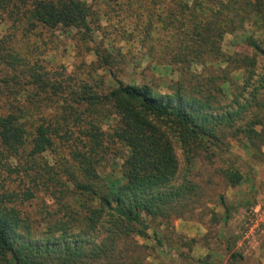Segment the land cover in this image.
<instances>
[{
  "label": "trees",
  "instance_id": "trees-1",
  "mask_svg": "<svg viewBox=\"0 0 264 264\" xmlns=\"http://www.w3.org/2000/svg\"><path fill=\"white\" fill-rule=\"evenodd\" d=\"M125 6L135 10L129 34L151 60L182 64L181 75L190 73L193 83L171 80L160 91L115 77L116 86L100 93L87 79L55 77L43 61L9 51L0 37V57L14 71L0 78L6 83L0 154L9 175L20 179L16 186L0 184V264H147L149 247L138 238L149 239L151 228L157 246L165 244L150 221L169 229L183 218L210 229L195 216L197 158L211 159L228 140L242 138L255 158L264 156V47L247 37L251 54L222 48L229 33L251 25L264 31V0H0V26L12 22L10 41L24 21L25 35L41 26L89 38L93 24L101 28L110 11ZM194 64L203 67L204 80ZM237 68L243 69L239 84L231 75ZM111 156L119 159L118 170L103 175L99 169ZM220 171L230 187L244 179L233 163ZM42 189L61 207L38 221L21 205ZM211 213L218 223L229 216ZM177 239L190 247L196 242ZM239 257L230 253L232 261Z\"/></svg>",
  "mask_w": 264,
  "mask_h": 264
},
{
  "label": "rangeland",
  "instance_id": "rangeland-1",
  "mask_svg": "<svg viewBox=\"0 0 264 264\" xmlns=\"http://www.w3.org/2000/svg\"><path fill=\"white\" fill-rule=\"evenodd\" d=\"M103 9L105 8L103 7ZM134 13L135 10L128 9L127 6H125V10L122 8L119 11H110L109 16L101 20V28L97 27L96 23L93 24L95 30L92 32V37L89 38H85L83 32L76 29H47L41 26L36 31L25 35L24 25L27 24L25 21L19 22L20 31L12 41H10L13 31L12 22L5 21L0 26V37L4 36V39L8 40L5 44L9 51L17 49L24 56L29 55L31 59L34 58L40 63L43 61L50 71L54 72L55 77L60 79L70 75L73 81L87 79L95 83V88L100 93H107L116 86L115 77L122 79L125 83L148 82L160 91H166V84L171 80L177 81L181 78L186 85L190 81L193 83L190 73L181 75L182 64L176 61H157L156 58L152 61L147 55L144 43L138 38H132L129 33L132 29L130 23L135 19ZM247 37L258 39L259 41H257L264 47V31L258 26L251 25L245 30L227 34L222 43L224 52L232 54L237 51L251 54L252 49L247 44ZM98 48L99 55L95 52V49ZM0 55H2L1 52ZM4 55H8L7 50L4 51ZM4 61V58L0 57V78L9 77L14 73L13 69ZM259 64L262 67L264 61H259ZM210 65L207 64L208 67ZM210 69L213 72V68ZM192 71L200 75L202 79L203 75H206L201 65L194 64ZM231 75L236 83H242L243 69L237 68ZM197 80L194 78V83ZM5 85L6 83L0 79L2 94L6 92ZM2 94L0 98L3 100ZM112 120L115 118L112 117ZM104 127L107 129L108 124ZM0 149L2 148L0 147ZM176 151L181 167L184 168L182 150L178 147ZM216 153L218 154L212 156L211 159L206 156L197 158L194 168V178L199 183L201 190L199 202L201 208L196 210L195 216L210 225L206 240L218 252L207 264H264V232L251 245L240 244L241 237L239 235L246 210L251 205L264 201V156L255 158L253 150L243 138L228 140L226 146ZM114 156H111L103 168L99 169L101 174L105 175L118 170L119 159ZM51 157L49 155L53 165L54 160ZM5 162L6 160L0 154V184L16 186L20 179L16 175H9L3 166ZM228 163L235 164L244 175L243 181L236 187H230L220 171L222 167L228 166ZM54 189L56 188L54 187ZM59 201L42 189L36 192L34 199L21 205V208L30 213L33 219L41 221L48 211L57 212L60 210ZM226 210L229 213L226 220H219V223L213 220L211 211L222 216ZM150 222L158 228L161 226L160 222ZM39 228L41 229V227ZM148 231L151 237L149 239L138 238V241L140 244L148 245L147 251L150 256L155 253L158 255V251L156 252L158 246L152 239L154 231L151 228ZM220 234H224L222 237L225 239L220 238ZM171 235L175 238L178 236L173 233ZM227 246L231 248L228 249ZM232 252L241 253L243 258L239 257L232 261L230 259Z\"/></svg>",
  "mask_w": 264,
  "mask_h": 264
},
{
  "label": "crops",
  "instance_id": "crops-1",
  "mask_svg": "<svg viewBox=\"0 0 264 264\" xmlns=\"http://www.w3.org/2000/svg\"><path fill=\"white\" fill-rule=\"evenodd\" d=\"M158 229L165 244L164 247H157L158 255L155 253L150 256L148 264H204L201 259L208 256L213 258L218 254L214 247L204 242L208 229L205 224L198 220L178 218L169 229L165 225H161ZM154 232L152 239L155 242ZM171 233L175 236L184 235L188 239L194 238L196 242L190 247L173 237ZM223 235L220 234V238H224Z\"/></svg>",
  "mask_w": 264,
  "mask_h": 264
},
{
  "label": "built area",
  "instance_id": "built-area-1",
  "mask_svg": "<svg viewBox=\"0 0 264 264\" xmlns=\"http://www.w3.org/2000/svg\"><path fill=\"white\" fill-rule=\"evenodd\" d=\"M264 232V201L251 205L246 210L240 228V244L251 245Z\"/></svg>",
  "mask_w": 264,
  "mask_h": 264
}]
</instances>
